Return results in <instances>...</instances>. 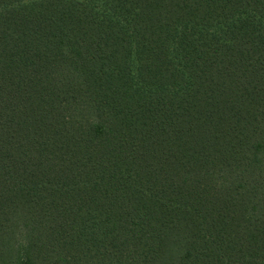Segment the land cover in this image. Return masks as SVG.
Instances as JSON below:
<instances>
[{
    "label": "trees",
    "instance_id": "16d2710c",
    "mask_svg": "<svg viewBox=\"0 0 264 264\" xmlns=\"http://www.w3.org/2000/svg\"><path fill=\"white\" fill-rule=\"evenodd\" d=\"M0 264H264V0H0Z\"/></svg>",
    "mask_w": 264,
    "mask_h": 264
}]
</instances>
